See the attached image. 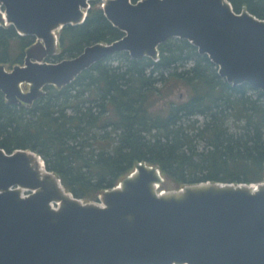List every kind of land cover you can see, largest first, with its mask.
<instances>
[{
	"label": "water",
	"instance_id": "obj_1",
	"mask_svg": "<svg viewBox=\"0 0 264 264\" xmlns=\"http://www.w3.org/2000/svg\"><path fill=\"white\" fill-rule=\"evenodd\" d=\"M91 1L0 0V27L43 42L26 51L24 64H0L8 103L31 104L44 86L67 85L117 52L157 59L172 37L207 54L233 86L264 92V19L236 12L229 0H105L106 17L124 36L43 61L63 26L85 20ZM37 158L44 164L34 151L0 147V264H264V181L254 191L255 184L207 181L157 192L160 170L140 162L101 203L85 202L61 192L54 173L34 166Z\"/></svg>",
	"mask_w": 264,
	"mask_h": 264
},
{
	"label": "trees",
	"instance_id": "obj_2",
	"mask_svg": "<svg viewBox=\"0 0 264 264\" xmlns=\"http://www.w3.org/2000/svg\"><path fill=\"white\" fill-rule=\"evenodd\" d=\"M229 1L236 12L264 19V0ZM124 34L92 0L82 23L58 31V52L45 59L75 57ZM35 41L13 25L1 26L0 64L9 70L24 64ZM158 51L157 59L112 54L67 85L44 86L31 104H10L0 91V147L36 152L85 202L99 201L140 162L157 167L175 189L207 181L263 182L264 92L227 82L187 39L169 38Z\"/></svg>",
	"mask_w": 264,
	"mask_h": 264
},
{
	"label": "bare ground",
	"instance_id": "obj_3",
	"mask_svg": "<svg viewBox=\"0 0 264 264\" xmlns=\"http://www.w3.org/2000/svg\"><path fill=\"white\" fill-rule=\"evenodd\" d=\"M34 166L35 167H38L39 168V170H41V173H43V174H46V171H45V166H44V164H43V162L40 160V159H36L35 160V162H34ZM162 180H160L159 181V183L156 185V187H155V190L157 191V192H159L160 190H162L161 189V185H162ZM57 183H58V180H57ZM61 185V186H60ZM59 187H60V190H61V192H63V193H68L67 192V190L65 189V187L62 185V184H59ZM251 188H252V190L254 191V190H256L257 189V185L255 184V185H252L251 186ZM184 190H180V191H178V192H172V191H161V195H170V194H175V195H177V196H180L181 195V193L183 192Z\"/></svg>",
	"mask_w": 264,
	"mask_h": 264
},
{
	"label": "rangeland",
	"instance_id": "obj_4",
	"mask_svg": "<svg viewBox=\"0 0 264 264\" xmlns=\"http://www.w3.org/2000/svg\"><path fill=\"white\" fill-rule=\"evenodd\" d=\"M96 1H99L101 4H103L104 3V1L105 0H96ZM35 43H37L38 45H43V42H42V40L41 39H36V41H35ZM34 43V44H35ZM34 44H33V46H34ZM55 52H58V48H56V51ZM48 60V59H47ZM43 61H45V62H48V61H46V59L45 58H43ZM28 85H25L24 86V90H28ZM162 185H161V189L162 190H174L175 188H173L172 187V185L169 183V182H167V180H165V178H164V176H162ZM121 182V181H120ZM204 183V182H203ZM27 193V192H26ZM25 193V194H26ZM103 194V193H102ZM101 194V195H102ZM101 195L99 196V197H101ZM93 202H96V203H101V200L100 201H93Z\"/></svg>",
	"mask_w": 264,
	"mask_h": 264
},
{
	"label": "flooded vegetation",
	"instance_id": "obj_5",
	"mask_svg": "<svg viewBox=\"0 0 264 264\" xmlns=\"http://www.w3.org/2000/svg\"><path fill=\"white\" fill-rule=\"evenodd\" d=\"M7 101V100H6ZM8 102V101H7ZM25 104V103H24Z\"/></svg>",
	"mask_w": 264,
	"mask_h": 264
}]
</instances>
